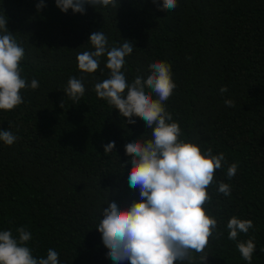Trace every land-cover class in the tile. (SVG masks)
I'll use <instances>...</instances> for the list:
<instances>
[{
  "label": "trees",
  "instance_id": "obj_1",
  "mask_svg": "<svg viewBox=\"0 0 264 264\" xmlns=\"http://www.w3.org/2000/svg\"><path fill=\"white\" fill-rule=\"evenodd\" d=\"M37 3L0 0V15L25 50L21 75L39 83L21 90L22 104L0 110V129L17 136L12 145L0 141V231L18 238L24 227L37 258L51 248L60 264H113L95 227L107 197L122 208L140 198L128 184L125 145L151 138V129L138 117L127 123L97 97L95 83L109 76L106 56L95 73L78 69V53L93 51L89 36L102 31L109 48L133 43L122 69L129 83L146 79L154 61L171 65L176 87L164 106L182 129L180 139L225 156L205 205L222 234L210 238L202 264H249L228 239L233 216L252 220L238 241L252 239L251 264H264V0H177L171 11L152 0H120L117 8L85 5L83 14L65 13L55 0L38 11ZM73 76L83 77L79 103L64 92ZM229 99L234 106L225 105ZM111 141L115 148L105 154ZM232 163L238 169L229 179ZM221 181L230 196L217 192Z\"/></svg>",
  "mask_w": 264,
  "mask_h": 264
},
{
  "label": "clouds",
  "instance_id": "obj_2",
  "mask_svg": "<svg viewBox=\"0 0 264 264\" xmlns=\"http://www.w3.org/2000/svg\"><path fill=\"white\" fill-rule=\"evenodd\" d=\"M152 2L168 11L177 7V0ZM55 3L65 13L71 8L74 13L83 14L85 5L117 8L120 0H55ZM45 6V0H38V11ZM88 42L94 50L78 53V69L95 73L100 58L106 56L105 67L109 70L108 78L94 85L97 97L117 109L127 123L134 124V118L138 117L151 129V138L133 139L125 145L131 163L128 184L139 190L140 198L122 208L115 199L107 197V206L102 208V218L95 227L101 233L107 257L113 264H202L209 254L205 250L210 238L216 235L218 239L222 234L216 232L217 219L208 214L205 205L212 201L207 189L216 182V171L226 163L224 154H213L210 147L202 151L198 144L180 139L182 129L164 106L176 87L170 64L154 61L146 79L137 75L129 83L122 69L125 57L133 51L131 40L124 39L119 47L109 48L106 35L93 31ZM24 56V48L7 27V17L0 15V110H13L23 103L21 90L39 87L36 79L29 84L21 75ZM82 80L83 77H70L64 89L76 103L85 93ZM227 91V86H221V93ZM224 103L234 106L230 99ZM16 140L17 136L9 129H0V141L4 144L12 145ZM103 147L105 154L110 153L115 141ZM237 169L236 163L228 165L227 177H234ZM216 190L224 196L231 195L230 185L222 181ZM252 227V220L235 216L226 224L228 239L237 242L240 255L249 264L256 245L252 239L238 241V236ZM17 232L18 238L11 230L0 231V264H60L59 253L51 248L46 258L35 257L27 246L32 234L24 227Z\"/></svg>",
  "mask_w": 264,
  "mask_h": 264
}]
</instances>
